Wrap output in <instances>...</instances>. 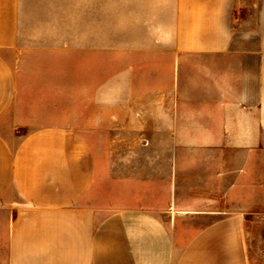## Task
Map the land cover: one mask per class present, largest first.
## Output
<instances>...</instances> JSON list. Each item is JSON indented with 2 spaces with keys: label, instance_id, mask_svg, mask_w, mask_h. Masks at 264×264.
Here are the masks:
<instances>
[{
  "label": "crops",
  "instance_id": "0c3cea01",
  "mask_svg": "<svg viewBox=\"0 0 264 264\" xmlns=\"http://www.w3.org/2000/svg\"><path fill=\"white\" fill-rule=\"evenodd\" d=\"M171 8L163 71L146 77L162 88L125 125L127 74L108 99L105 36L97 83L76 85L58 68L73 59L20 55V0H0V264H264L244 233L264 152V0ZM90 101L95 112L79 106ZM111 105L115 128L144 135L108 138ZM202 177L224 207L197 195Z\"/></svg>",
  "mask_w": 264,
  "mask_h": 264
},
{
  "label": "rangeland",
  "instance_id": "374dc122",
  "mask_svg": "<svg viewBox=\"0 0 264 264\" xmlns=\"http://www.w3.org/2000/svg\"><path fill=\"white\" fill-rule=\"evenodd\" d=\"M171 7L172 0H20V55L59 60L69 57L73 64L58 65L59 72L73 74L76 85L90 81L93 87L98 77L101 33V40L105 36L106 41V52L101 55L106 58L108 99L115 89L116 82L111 78L116 71L127 74V78L131 72L137 76L134 80L126 78L121 86L119 84L123 98L116 107L124 112L121 114L126 117L124 123L127 125L132 114L128 112L130 108L144 106L145 109L152 103L145 94L148 87L152 86L156 91L162 88L161 80L148 81L146 77L163 71V41L170 40L167 29L173 18ZM41 65L47 67L45 63ZM82 102L79 106L86 111L97 110L93 101ZM153 103H161V95L157 92ZM111 107V110L108 107L105 131L108 138L144 135L142 129L137 132L136 129L115 128L112 122L115 107ZM141 115L146 122V114ZM100 135L104 132L99 134L96 130L91 138L98 139ZM149 135L161 134L150 129ZM107 148L114 151L113 141L108 139ZM251 166L248 179L252 184L249 195L253 201L250 202L244 233L248 253L255 258L257 252L264 255V152L253 158ZM197 179L204 189H209L197 192V195L218 197L219 207H224L223 194L210 193L215 188V180L210 177ZM222 183L225 186L226 178Z\"/></svg>",
  "mask_w": 264,
  "mask_h": 264
}]
</instances>
